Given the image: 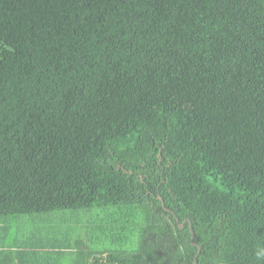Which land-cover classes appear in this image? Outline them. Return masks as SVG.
<instances>
[{"label": "trees", "instance_id": "16d2710c", "mask_svg": "<svg viewBox=\"0 0 264 264\" xmlns=\"http://www.w3.org/2000/svg\"><path fill=\"white\" fill-rule=\"evenodd\" d=\"M67 253L264 264V0H0V264Z\"/></svg>", "mask_w": 264, "mask_h": 264}, {"label": "rangeland", "instance_id": "374dc122", "mask_svg": "<svg viewBox=\"0 0 264 264\" xmlns=\"http://www.w3.org/2000/svg\"><path fill=\"white\" fill-rule=\"evenodd\" d=\"M70 258V254H65V256L60 259V264H70Z\"/></svg>", "mask_w": 264, "mask_h": 264}, {"label": "water", "instance_id": "95a60500", "mask_svg": "<svg viewBox=\"0 0 264 264\" xmlns=\"http://www.w3.org/2000/svg\"><path fill=\"white\" fill-rule=\"evenodd\" d=\"M191 238V243L194 245L195 243L192 241L193 240V236L190 237ZM197 246V252H199L200 247L198 245ZM193 264H195V260H193Z\"/></svg>", "mask_w": 264, "mask_h": 264}]
</instances>
